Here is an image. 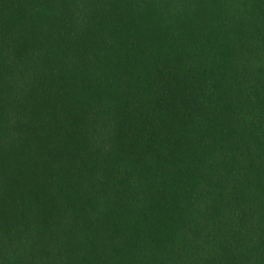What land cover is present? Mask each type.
<instances>
[{
	"label": "trees",
	"instance_id": "16d2710c",
	"mask_svg": "<svg viewBox=\"0 0 264 264\" xmlns=\"http://www.w3.org/2000/svg\"><path fill=\"white\" fill-rule=\"evenodd\" d=\"M0 264H264V0H0Z\"/></svg>",
	"mask_w": 264,
	"mask_h": 264
}]
</instances>
